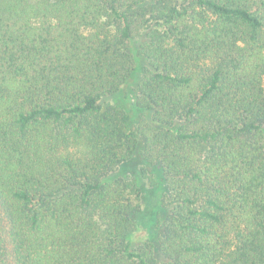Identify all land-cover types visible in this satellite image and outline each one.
I'll list each match as a JSON object with an SVG mask.
<instances>
[{"label": "trees", "instance_id": "trees-1", "mask_svg": "<svg viewBox=\"0 0 264 264\" xmlns=\"http://www.w3.org/2000/svg\"><path fill=\"white\" fill-rule=\"evenodd\" d=\"M137 154L162 264H264V0H0V264H151Z\"/></svg>", "mask_w": 264, "mask_h": 264}, {"label": "rangeland", "instance_id": "rangeland-1", "mask_svg": "<svg viewBox=\"0 0 264 264\" xmlns=\"http://www.w3.org/2000/svg\"><path fill=\"white\" fill-rule=\"evenodd\" d=\"M139 75L135 76L132 87L129 91V98L135 92V83ZM115 103L124 104V97L119 95L113 100ZM159 163L147 164L137 154L131 161L120 166L112 176L121 177L129 180H136L139 187L143 190L142 213L139 219H136V230L128 237L136 249H147L151 264H162V257L158 251V242L161 239L162 220L165 211L161 207V201L168 194L166 189V177L162 174Z\"/></svg>", "mask_w": 264, "mask_h": 264}]
</instances>
